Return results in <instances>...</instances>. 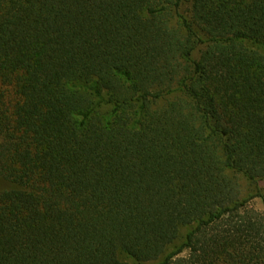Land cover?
I'll return each mask as SVG.
<instances>
[{
	"label": "trees",
	"instance_id": "1",
	"mask_svg": "<svg viewBox=\"0 0 264 264\" xmlns=\"http://www.w3.org/2000/svg\"><path fill=\"white\" fill-rule=\"evenodd\" d=\"M181 2L0 0V264H264V0Z\"/></svg>",
	"mask_w": 264,
	"mask_h": 264
},
{
	"label": "rangeland",
	"instance_id": "2",
	"mask_svg": "<svg viewBox=\"0 0 264 264\" xmlns=\"http://www.w3.org/2000/svg\"><path fill=\"white\" fill-rule=\"evenodd\" d=\"M190 0H182L181 4H180V7L178 9V12H177V16H176V19H179L180 17H183V18H190ZM202 46H198V48L195 50L194 52V57H197L199 55V51H200V48ZM109 107L106 106L104 107L103 109H108ZM242 184L244 185L245 182L243 181ZM262 184V183H261ZM3 184L1 183V180H0V187H2ZM245 186V185H244ZM246 187V186H245ZM248 187H246L247 189ZM251 203L257 207L258 209L260 210H263V205L260 201L259 198H254L251 200ZM187 231V227H182L180 229V236L179 238L174 241V243H172L171 245L168 246L167 248V252L174 249V247H176L178 244H180V242L183 240V236H184V233ZM124 260L128 261L130 264H157L159 262L160 259L162 258H158L157 260H154V261H148V262H142V263H138L136 261H134L133 259L131 258H128V257H123Z\"/></svg>",
	"mask_w": 264,
	"mask_h": 264
}]
</instances>
